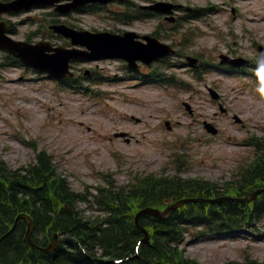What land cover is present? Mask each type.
I'll list each match as a JSON object with an SVG mask.
<instances>
[{"label": "rangeland", "instance_id": "374dc122", "mask_svg": "<svg viewBox=\"0 0 264 264\" xmlns=\"http://www.w3.org/2000/svg\"><path fill=\"white\" fill-rule=\"evenodd\" d=\"M148 1L181 5L175 13L181 17L178 30L157 35L178 42L179 53L168 59L170 69H161L158 64L142 69L174 75L182 83L177 87L164 85L159 79L140 83L121 60L76 64L77 77L87 68L95 73L82 79L83 88L78 90L32 69L2 66L0 159L19 167L32 163L37 152L46 149L76 190L87 186L94 190L105 184L103 173L127 183L136 171L181 170L185 176L223 182L240 169L237 164L241 159L244 165L251 160L247 138L264 135V53L259 50L264 46V0ZM52 12L50 7H37L6 15V19L13 22L16 38H49L62 43L64 40L52 37L47 28L50 18L58 17ZM60 18L83 28H119L117 21H103L94 14ZM161 22L162 17H150L132 22L130 28L152 33ZM222 52L250 58L258 65L252 69L254 77L250 71L230 74L209 65L194 78L193 71L183 66L187 55L216 64ZM103 76L116 80H94ZM209 87L218 90L219 99L210 94ZM184 101L192 105L194 114L188 112ZM235 115L243 122H236ZM167 119L172 122L170 130L165 125ZM204 120L214 122L219 134L208 132ZM118 131L130 132L133 140L115 137ZM258 230L255 235L241 231L236 237L190 241L183 247L187 255L204 264L247 256L264 261V220Z\"/></svg>", "mask_w": 264, "mask_h": 264}, {"label": "trees", "instance_id": "16d2710c", "mask_svg": "<svg viewBox=\"0 0 264 264\" xmlns=\"http://www.w3.org/2000/svg\"><path fill=\"white\" fill-rule=\"evenodd\" d=\"M262 143L258 144L255 162L232 183L147 174L135 177V181L126 186L111 183L110 188L99 187L98 193L74 191L46 153L41 154L37 164L16 169L0 160V237L10 229L20 212L27 211L35 220L34 237L38 242H48L55 230H68L81 241L78 244L68 240L56 252L44 254L24 241L27 227L21 220L16 230L0 244V264H33L35 258L42 259L40 264H201L186 257L180 248L189 229L202 226L203 230L198 233L204 235L252 227L264 217V193L252 203L231 200L189 203L165 220L142 216V223L152 232V242L141 244L138 254L136 244L142 233L135 224V209L148 204L162 205L168 199L187 195H239L263 186ZM81 202L92 203L102 214H85ZM102 257L129 259L110 263L98 259ZM225 264L264 263L248 259L244 263L229 261Z\"/></svg>", "mask_w": 264, "mask_h": 264}, {"label": "water", "instance_id": "95a60500", "mask_svg": "<svg viewBox=\"0 0 264 264\" xmlns=\"http://www.w3.org/2000/svg\"><path fill=\"white\" fill-rule=\"evenodd\" d=\"M5 27H1L0 24V44L7 46L14 52H18L24 59L28 60L29 63L45 69L53 73L54 75H64L68 71L70 57L78 53L77 56L89 57V58H100V57H113V56H122L127 58L131 66L136 67V61L138 58L145 60L146 62H151L154 58H157L160 55L166 54L169 52L168 47L162 46L156 40H152L150 45H141L134 41V37L137 36L134 32H127L126 36H116L112 34H93L88 31L86 32H77L75 30L69 29L65 26H60L61 30L65 35L70 36L74 43H80L87 45L91 51H80L76 49L68 50L70 52H63L62 49H58L57 53L52 55H45L42 52L41 46H29L21 42H14L4 35ZM264 188L257 189L252 193L251 196L244 198H237L242 201H250L255 198L258 193L263 192ZM191 200H204L202 198H185L177 201L176 203L168 206L165 210H158L153 208H146L143 211L139 212L137 215V220L141 213L146 212L154 214L158 217H164L166 213H169L172 209L177 208L188 201ZM30 217L26 214L19 215V218ZM140 226V225H139ZM33 221H29V229L26 236V240L33 246L37 247L31 237L33 231ZM142 230L145 231L146 236L144 241H149L150 235L149 232L140 226ZM65 233V232H64ZM63 234V233H60ZM59 245V233H55L53 236L52 243L46 247L42 248L44 251L50 252L56 249Z\"/></svg>", "mask_w": 264, "mask_h": 264}, {"label": "bare ground", "instance_id": "6f19581e", "mask_svg": "<svg viewBox=\"0 0 264 264\" xmlns=\"http://www.w3.org/2000/svg\"><path fill=\"white\" fill-rule=\"evenodd\" d=\"M8 236H10V234H8ZM1 238V237H0ZM13 242V241H12ZM32 249H35V250H38V251H40V252H42V253H44V254H52V253H49V252H47V251H44L42 248H46V247H48L47 245H44V244H41V243H39V242H34L36 245H37V247H35V246H33V245H31L30 243H28V242H26ZM81 248H82V250L85 252V253H88V251H87V249L84 247V246H82L81 245ZM89 256H90V258H92V256L89 254ZM99 260H101V261H103V262H110L111 263V261H113V260H117L118 261V263H123L125 260H127V259H122V258H106V257H102V258H98ZM40 263H42V259L41 258H35L34 260H33V264H40Z\"/></svg>", "mask_w": 264, "mask_h": 264}]
</instances>
